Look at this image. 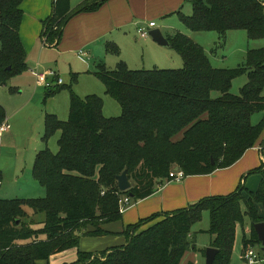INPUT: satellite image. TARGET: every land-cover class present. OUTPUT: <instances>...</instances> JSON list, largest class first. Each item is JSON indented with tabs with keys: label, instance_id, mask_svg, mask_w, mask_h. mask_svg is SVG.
Wrapping results in <instances>:
<instances>
[{
	"label": "trees",
	"instance_id": "1",
	"mask_svg": "<svg viewBox=\"0 0 264 264\" xmlns=\"http://www.w3.org/2000/svg\"><path fill=\"white\" fill-rule=\"evenodd\" d=\"M22 1L0 0V85L27 69L19 37ZM104 1L83 0L71 10L70 0H53L52 13L43 21L44 43L59 40L74 12L96 9ZM189 1L190 15L177 11L187 29L223 36L244 29L249 39H264L260 0ZM167 39L183 67L130 69L119 61L109 69L103 62L96 64L93 74L119 104L118 116L103 115L99 95L81 97L72 90L76 73L70 84L45 91L48 97L68 89V118L60 120L51 113L44 117L45 144L60 132L57 152L44 147L32 167L45 196L0 199V264H48L52 254L77 247L81 235L105 234L101 224L121 218L119 200L149 197L157 183L171 180L173 166L185 176L210 174L231 166L255 144L264 129V115L255 124L251 121L264 111V46L248 49L244 62L235 68H214L204 48L188 35L176 32ZM105 49L118 52L113 42H107ZM245 74L239 93H231L232 80ZM5 119L0 104V124ZM123 170L132 184L126 191L117 186L116 176ZM256 171L261 178L254 191L238 185L228 194L203 197L163 214L143 229L159 215L140 219L123 229L125 245L103 250L99 256L78 251L71 264H180L186 252L197 249L191 228L204 211L209 213V245L218 249L213 264H229L236 227H243L245 217L250 227L242 232V255L260 246L253 224L264 221V167ZM29 211L44 214L40 228L24 221ZM201 252L204 256L205 248Z\"/></svg>",
	"mask_w": 264,
	"mask_h": 264
},
{
	"label": "crops",
	"instance_id": "2",
	"mask_svg": "<svg viewBox=\"0 0 264 264\" xmlns=\"http://www.w3.org/2000/svg\"><path fill=\"white\" fill-rule=\"evenodd\" d=\"M81 1L83 0L75 1L72 5L70 0L71 10H74ZM260 1L264 5V0ZM52 2L53 0H23L20 4L23 15L19 26V37L26 52L27 69L25 72L28 73L29 82L26 85L21 84L20 82L25 76L17 75L11 77L6 84L0 85V104L6 111V119L3 122L5 129L0 133V199L11 196L9 190L12 189H5L9 183H17L13 182L15 180L11 178L22 177L28 180L30 177L29 185H33V181H36L31 173L37 152L44 148L42 140L44 117L46 113L56 115L53 108L43 106V109L37 110L36 103H31L34 95H39L38 91H42L41 87H44L46 91L48 88L65 83V80L59 75L60 72L64 76H69L70 81L71 74L76 73V84L81 81L84 90H88V93H84L85 95L99 92L105 94V87L103 86V89L98 86L97 77L93 74L98 62L103 61L107 68H112L113 62L117 61L116 58L107 56L105 44L113 42L117 46H122V37L126 40L129 34L132 39L133 25L138 26L141 21L155 22L152 19L155 17L177 15V11L181 12L187 0H106L96 9L74 12L62 27L59 40L52 44H45L42 37L43 21L52 13ZM189 12V10L185 11L186 14ZM156 26L155 23L152 28H159ZM165 29V32H161L166 38L176 32L188 35L195 42L194 37H198L197 34L193 37L189 32L191 30L187 29L180 20L175 27H166ZM125 63L128 66L127 61ZM34 71L43 73L44 79L38 81ZM11 84H15L17 87L21 86V90L16 92L24 93V89L29 88L32 93L23 100L21 99L22 101L14 98V93H10L11 98L6 99V102L2 101L4 96L1 94V90L10 89ZM64 99L65 101L68 99L69 105V96L68 98L64 96ZM18 101L21 102L15 104ZM10 105L13 107L10 108ZM261 113L263 114H258V121L264 115V111ZM263 140L264 129L255 144L246 149L243 155L229 167L216 169L205 175H187L180 181L170 180L157 183L156 190L152 195L133 202L129 201L121 218L104 223V225L101 224L102 230L106 233L94 236L96 238H91V240H85L88 247L81 249L98 253L123 246L127 242L123 235L125 226L133 225L140 219L158 214V218L144 226L146 227L163 217V214L185 207L203 197L228 194L234 191L238 185H243L247 190L254 191L261 178L259 171L256 170L264 167ZM3 148L5 151L2 153ZM18 148L31 153V155L34 152V157L29 161H24L23 157H17V153L20 152ZM2 155L6 156L5 161L1 158ZM18 155L22 156V153ZM13 173L14 175H11ZM4 177L6 178L5 185L2 183ZM258 211L262 213L261 206H258ZM91 228V225L87 226V229ZM98 240L100 242L95 244ZM209 244L210 241L208 246H210ZM76 259L77 248H70L52 254L48 264H70Z\"/></svg>",
	"mask_w": 264,
	"mask_h": 264
},
{
	"label": "rangeland",
	"instance_id": "3",
	"mask_svg": "<svg viewBox=\"0 0 264 264\" xmlns=\"http://www.w3.org/2000/svg\"><path fill=\"white\" fill-rule=\"evenodd\" d=\"M75 1H78V0H71L72 5H74ZM186 10L190 11L189 14L185 13ZM191 11H192L191 3L189 0H187V3H185L184 8L181 10V12L185 15H190ZM152 19H154L155 23L157 24L156 27H159L162 32H165L166 27H175L179 23V16L177 17V15H173V14H170L165 17H155ZM146 23H147L146 21L145 22L141 21L139 22V25H143V24L146 25ZM189 32H191L190 34L193 35V37L197 34L198 37L195 36L194 39L196 40L197 43H199L204 48L205 54L207 55L210 64L214 68H235L239 64L244 62L248 49L259 48V47L264 46V39H261V38L260 39H249L247 36V32L244 29L230 30V32L227 31L224 34V36L216 31H189ZM132 34H133L132 39H130L129 34L126 37V40L122 37L123 39L121 41L122 46H118V52L116 54L112 52L111 53L108 52L107 56L109 58H116L117 60L116 62H113L111 66L112 68L115 67L117 62L123 61V60L127 61L128 67L130 69H153V68L177 69V68L183 67V60L181 56L173 48L158 47L160 45L155 40H153V38L149 34L144 38L139 36V34H137V25H133ZM161 48H164V49H161ZM79 54L81 53L79 52ZM112 68H109V69H112ZM25 71L17 74V75L25 76L23 80L20 82L23 85H26L29 82L28 81L29 77H27L28 73ZM59 75L62 79L65 80V83L63 84H66V85L70 84L69 76L68 77L64 76L61 72ZM246 80H247L246 74L234 78L231 83L230 92L233 94H238L240 87L246 82ZM96 82L98 86L104 89L103 83L98 78L96 79ZM76 83L77 82L72 83V90L77 95L79 93H82L81 95L79 94V96L84 97L85 96L84 93H88L87 92L88 90H84V88L82 87L83 82L80 81L78 84ZM63 84H60V85H63ZM11 85H12L11 89L7 88V90L6 89L1 90L2 91L1 94L4 96V98H2V101L6 102V99H10L11 98L9 95L10 93L11 94L14 93L13 95L14 98H18L19 100L21 99L23 100V98H25L27 95H30L32 93V91L29 88H25L24 93L16 92V91L21 90V86L18 85L19 87H17L15 84H11ZM41 90L42 91H38L39 95H36V94L34 95L31 103L32 104L36 103L37 110L40 108L43 109V106H45L46 108L49 107L50 109L53 108L55 109L56 115L60 120H66L68 118L69 105H68V99L65 101L64 96L65 98H68L69 96L68 89L64 88L60 90L59 92L51 96H48V97H44L45 88L41 87ZM97 95H99L102 98L103 115H106L108 117H115L121 113L120 106L113 97H111L109 94H106V93L104 94L103 92H99L97 93ZM21 101H18L15 104ZM63 104H64V107H63ZM12 107L13 106L10 105V108ZM258 114L259 113H255L252 116L251 118L252 123L255 124L258 122V116H259ZM260 114H263V113H260ZM11 120L13 122V119ZM59 135H60V132L57 131L55 134L51 136V138L48 140L46 144L45 142L43 143L44 144L43 147L47 146L53 153H56L58 150L57 140L59 138ZM18 149L20 152L17 153V157H23L24 161L25 160L29 161V159H32V157H34V152L32 156L31 153L24 151L21 148H18ZM4 151H5V148L2 149V153ZM19 153H22V156H19L18 155ZM1 158L4 159L5 161L6 156L2 155ZM173 167H176V166H173ZM11 175H14V173ZM11 179H14L15 181L13 182H17V183H9V186L5 187V189L7 190L12 189V190H9V193H11V196L9 198H2V199H22V198L28 199V198H42L45 196V192H43L45 188L38 181H33L32 183L33 185H29L28 180L31 179L30 177H28V180L22 177L18 179L17 178H11ZM2 183L3 185H5L6 183L5 177ZM126 206L127 204H121V207H124L125 209H126ZM43 219H44V214L34 213L33 211H29L28 216L24 218V221L28 224L33 222L34 224H31V227L33 229H38L41 226L40 221H42ZM145 225L146 224L142 225L141 227L143 228ZM249 227H250V221L248 220L247 217L244 218L243 227H241L240 225L236 227L235 241H234L233 249L231 251L229 264H245L242 258V252H241L242 241L241 240H242V232L244 230L249 229ZM208 228H209V213L207 211H204L202 213L201 219L198 222H196L191 228V232L196 233L195 244H196L197 249L189 250L188 252H186L184 256L182 257L180 264H185L187 261H193L197 264H205V258L201 250L203 248L208 247V243L211 238L209 233L207 232ZM83 231L84 230H82L81 233ZM82 238H85V239L82 240ZM91 238H96V237L87 236V235H81L79 237L78 246L75 247L77 248V254H78V251H85V250H82L81 248L88 247L85 244L86 243L85 240H91ZM99 240L96 241L95 244H98V242H100ZM261 248H262L261 245L259 247H255L257 251H259ZM261 252L264 254V250H261ZM98 253H94V254L98 255Z\"/></svg>",
	"mask_w": 264,
	"mask_h": 264
},
{
	"label": "water",
	"instance_id": "4",
	"mask_svg": "<svg viewBox=\"0 0 264 264\" xmlns=\"http://www.w3.org/2000/svg\"><path fill=\"white\" fill-rule=\"evenodd\" d=\"M148 34L155 40L159 45L163 47H170L168 39L164 36L159 28H152ZM117 186L120 191H126L131 187V181L127 176L126 170H123L119 175L116 176ZM253 228L257 234L262 250H264V221L253 224ZM218 249L212 246L205 248L204 258L205 264H213Z\"/></svg>",
	"mask_w": 264,
	"mask_h": 264
},
{
	"label": "built area",
	"instance_id": "5",
	"mask_svg": "<svg viewBox=\"0 0 264 264\" xmlns=\"http://www.w3.org/2000/svg\"><path fill=\"white\" fill-rule=\"evenodd\" d=\"M155 26V22L151 21L148 22L146 25H139L137 26V33L139 34V36L141 37H146L148 35L149 29ZM34 74L36 75L38 81L40 79H44V74H40L38 72L34 71ZM61 81V80H59ZM5 129L4 124L2 123L0 125V133ZM169 177L171 180L174 181H180L185 177L184 172L179 169L177 166L176 167H172V169L169 172ZM129 198L127 196L122 197L119 200V209L120 211H123L125 208L121 207V204H128L129 203ZM124 208V209H123ZM242 258L245 262V264H264V254L261 253L260 251H257L255 249V247H250L248 248L242 255Z\"/></svg>",
	"mask_w": 264,
	"mask_h": 264
}]
</instances>
